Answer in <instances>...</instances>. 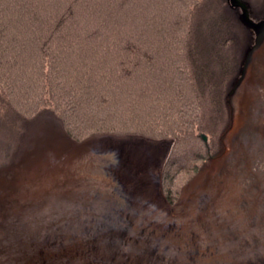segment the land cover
I'll list each match as a JSON object with an SVG mask.
<instances>
[{
  "label": "rangeland",
  "instance_id": "1",
  "mask_svg": "<svg viewBox=\"0 0 264 264\" xmlns=\"http://www.w3.org/2000/svg\"><path fill=\"white\" fill-rule=\"evenodd\" d=\"M255 3L259 17L264 0ZM239 18L240 10L233 31L245 53L255 34ZM246 66L235 80L222 155L196 167L204 172L184 190L180 178L167 196L171 205L160 189L169 136L133 129L67 139L50 114L33 115L19 145L0 130V264H264V38ZM131 79L110 78L100 93L107 99L84 112L104 124L121 116L135 125L133 115L163 112L158 130L169 131L182 89L178 95L153 78Z\"/></svg>",
  "mask_w": 264,
  "mask_h": 264
},
{
  "label": "trees",
  "instance_id": "2",
  "mask_svg": "<svg viewBox=\"0 0 264 264\" xmlns=\"http://www.w3.org/2000/svg\"><path fill=\"white\" fill-rule=\"evenodd\" d=\"M241 1L250 18L264 17L252 13L256 0ZM238 10L228 0H0V130L19 145L26 122L50 114L67 139L105 131L122 137L133 129L157 140L169 136L160 189L171 205L176 180L185 179L184 190L204 172L196 167L215 163L225 148L235 80L245 77L242 66L254 49L241 52L233 31ZM110 78H153L178 95L182 89L169 131L158 130L163 112L149 120L133 115L136 125L121 116L104 124L85 113L107 99L100 93ZM186 105L197 110L183 111Z\"/></svg>",
  "mask_w": 264,
  "mask_h": 264
},
{
  "label": "water",
  "instance_id": "3",
  "mask_svg": "<svg viewBox=\"0 0 264 264\" xmlns=\"http://www.w3.org/2000/svg\"><path fill=\"white\" fill-rule=\"evenodd\" d=\"M231 6L238 7L241 11V20L243 23L249 27L255 34L253 48H256L262 41L264 37V19L259 21H253L248 12V8L246 4L241 0H229ZM248 61V57L246 58V62L244 64L243 72L246 67V63Z\"/></svg>",
  "mask_w": 264,
  "mask_h": 264
},
{
  "label": "bare ground",
  "instance_id": "4",
  "mask_svg": "<svg viewBox=\"0 0 264 264\" xmlns=\"http://www.w3.org/2000/svg\"><path fill=\"white\" fill-rule=\"evenodd\" d=\"M148 14H149V13H148ZM179 183H180V180L177 179V180H176V184L179 185Z\"/></svg>",
  "mask_w": 264,
  "mask_h": 264
}]
</instances>
